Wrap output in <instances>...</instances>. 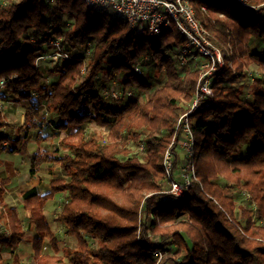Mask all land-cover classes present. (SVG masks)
Returning a JSON list of instances; mask_svg holds the SVG:
<instances>
[{
  "label": "trees",
  "instance_id": "obj_1",
  "mask_svg": "<svg viewBox=\"0 0 264 264\" xmlns=\"http://www.w3.org/2000/svg\"><path fill=\"white\" fill-rule=\"evenodd\" d=\"M247 2L250 7L235 0H190L224 65L210 77V105L189 115L196 180L185 198L173 201L162 158L200 72L194 62L184 66L177 59L185 38L175 29L158 35L156 43L145 30L137 37L108 10L87 9L82 0H0V102L14 97L27 103L22 135L6 134L0 113V146L27 154L29 133L36 118L43 119L34 93L48 125L66 134L59 142L63 153L34 152L29 172L57 165L65 177L52 180L44 193L21 192L35 233V264H264V76L248 82L246 70L251 64L264 68V0ZM58 14L72 20L64 35L53 28ZM41 34L61 38L69 56L54 68L50 84L35 65L46 51L33 44ZM148 60L156 74L145 82L133 65ZM103 70L109 83L152 93L144 102L130 98L116 108L119 100L98 87ZM246 87L250 99L242 96ZM90 122L107 129L105 143L86 136ZM39 133L37 141L45 138ZM140 139L144 162L125 147ZM6 184L0 179V242L12 251L23 231L18 212L5 204ZM57 194L66 195L57 221L76 245L63 256L43 213ZM239 198L247 206L236 212ZM10 264L22 263L13 256Z\"/></svg>",
  "mask_w": 264,
  "mask_h": 264
},
{
  "label": "built area",
  "instance_id": "obj_2",
  "mask_svg": "<svg viewBox=\"0 0 264 264\" xmlns=\"http://www.w3.org/2000/svg\"><path fill=\"white\" fill-rule=\"evenodd\" d=\"M235 1L243 7H250L247 0ZM82 2L87 9L108 10L114 18L127 23L133 31L139 27L150 36H158L175 29L185 38V44L179 50L177 59L184 66H188L191 61L194 62L200 72L195 95L188 105L189 108L178 117L173 140L162 158V169L168 185L167 194L173 201L182 200L189 194L191 182L196 180L194 139L189 124V115L210 105L207 101V97L211 95L210 77L224 65L220 50L209 41L210 34L196 20L190 0H82ZM201 10L206 11V8L201 7ZM38 42L46 51L36 58V67L38 63L45 60L49 61L52 66L68 61L69 56L61 38H49L45 35L40 36L38 40H33V44ZM142 64L141 61H137L133 65V73L139 75L142 72ZM3 85L4 81H0V89ZM125 94L130 95L126 91L105 92V96H110L115 100L124 98ZM177 143L183 151V157L179 175L175 176L177 159L174 149Z\"/></svg>",
  "mask_w": 264,
  "mask_h": 264
},
{
  "label": "rangeland",
  "instance_id": "obj_3",
  "mask_svg": "<svg viewBox=\"0 0 264 264\" xmlns=\"http://www.w3.org/2000/svg\"><path fill=\"white\" fill-rule=\"evenodd\" d=\"M14 1H20V0H14ZM59 18V22L53 23V28L54 30H59L63 35L67 32V30L71 27L72 25V20L69 19L66 15L64 14H58L56 15ZM135 35L137 37H140L142 35V29L141 28H137L135 30ZM41 36H45L42 35ZM147 38L153 40V42L156 43L158 36H150L148 33L146 35ZM40 37L37 38V40ZM54 38V37H51ZM62 40V39H61ZM64 46V45H63ZM66 49V46H64ZM46 48V47H45ZM48 50V49H47ZM202 60L204 61V58H202ZM59 65V64H58ZM52 66V64L49 61H41L40 63H38V69L41 72V74L44 76L45 78V82L47 84H50L53 80L54 77L56 76V74H54L53 70L56 67ZM105 69V67H104ZM247 72H248V82H251L252 79L254 78H259V77H263L264 76V68L259 66V64H251L247 67ZM105 71L103 70L97 80V84L98 87L100 88V91L102 90V93L104 92H109V91H117V92H123L126 91L128 93H130V95L125 94L124 98L122 99H118L119 102L114 104V107L116 108H121L123 107L130 98L132 99H136L139 100V102H144L152 93V91H146V92H141L138 91L137 88L135 86H128L126 88H123L121 85H119L117 82H108L106 79V76L104 75ZM155 71L153 70L152 65L150 64V61L148 60L147 62H145L144 64H142V72L139 74L142 78L143 81L145 82H149L154 78L155 75ZM138 75V76H139ZM120 80L125 79V76L122 75L121 77H119ZM35 101L38 100V102L40 103V115H42L43 119H40L39 117L36 118V123H37V127H35V129H33L32 131H30V149L31 152H37V151H42V150H50V151H54V150H59V154L63 153L62 149L59 145V142L65 138L66 134L64 132H56L54 130H52V128L48 125L47 123V114H46V109L45 106L43 105V101L41 100L40 95L37 94H33ZM242 96L244 98L250 99V89L248 87L244 88L243 90V94ZM108 98H110V96H107ZM12 99H15L14 97H10ZM17 99V98H16ZM183 103V107L187 109L189 108V104L186 103L185 101L182 102ZM27 105V103H25ZM26 108L22 105L21 100L17 99L15 101H11L10 99L8 101L5 102H0V113L2 114V116L5 118L6 120V127L4 129L5 133H7L9 136L14 137L16 135H22L23 134V130H24V122L26 120ZM184 113V112H183ZM41 126V127H40ZM87 129H86V136H95L99 139H102V142H106V136H107V129L104 127H99L94 125L93 123H88L87 125ZM39 135L45 136L44 139L37 141L36 138H34L35 136ZM173 140V139H172ZM171 140V142H172ZM171 145V143H170ZM169 145V146H170ZM6 146V147H5ZM2 147V145L0 146V148H3V152L5 154H10L9 150H8V145H5ZM28 144H27V154H29V149H28ZM125 147L129 150L130 154H134L135 156L138 157V159H140L142 162H144V146L143 143L140 140H138L137 142H133L132 140H128L127 142H125ZM174 148V147H173ZM250 148V143L246 144L243 148H242V152L240 153V155H244L245 152ZM175 157H176V162H175V172L177 171V173L175 174V176L179 175V170H180V166H181V160L183 157V151L179 148V144L177 143L175 145ZM25 155H20V156H25ZM54 168L57 167V165H49V164H45L43 166H41L40 170L38 173H40L42 168ZM36 173V174H38ZM34 175V178L32 177L33 175H31V177L29 178V186L32 185H36L38 184V180L39 178L37 177L38 175ZM53 175V177L58 178L60 177V171L57 172ZM58 176V177H57ZM44 179V182L47 183L48 182V178L47 177H41ZM40 178V182L39 184L44 185L45 183L42 182V179ZM163 181H165V178L163 176ZM166 182V181H165ZM39 184L37 186H39ZM28 186V185H27ZM39 188L43 190L42 186L40 185ZM168 188V185H167ZM5 192H6V197H5V204L7 205L8 208H14L18 214L19 217L21 219L22 222V231H23V240L20 242V244L18 245V247L14 250L11 251V249H8L5 245L4 242H0V264H10L12 261V257L16 256L20 259L22 264H35V261L33 259L32 256V250H31V241L33 239V237L35 236L33 227L30 226V224L27 221L28 218V212L26 210H24L23 208V204H22V198H21V189H12L10 192H8L9 190H6V188L4 187ZM65 194H61L59 196V198L55 199H51L49 201H47L43 207V213L44 216L46 217L47 222L50 225L51 230L56 234L57 238H58V246L60 249V253L58 255L63 256V252L65 249H73L75 248V240L70 237L67 232H66V228L64 227V225L60 222L57 221V215H58V211L61 207L62 202H64L65 200ZM246 199H248L246 197ZM247 202L242 200L241 198L236 200V212H238V207L239 206H247L246 205ZM239 214V213H238ZM6 225V224H5ZM6 229V226H5ZM4 229V230H5ZM7 231V230H6ZM5 231V232H6ZM8 232V231H7Z\"/></svg>",
  "mask_w": 264,
  "mask_h": 264
},
{
  "label": "crops",
  "instance_id": "obj_4",
  "mask_svg": "<svg viewBox=\"0 0 264 264\" xmlns=\"http://www.w3.org/2000/svg\"><path fill=\"white\" fill-rule=\"evenodd\" d=\"M9 99L11 101L17 100L16 98L15 99L9 98ZM9 99H7V101ZM3 102H5V101H3ZM21 102H22V105L26 108V106H27L25 104L26 102H24V101H21ZM29 141H30V139H29ZM29 141H28L29 154L25 155V156L14 155V154H5L3 152V148H2L4 145H2V147L0 148V179H4V180L6 179L7 180V184L5 185V188H6V190H9L8 192H10L14 188L21 189V191H24V190H27L30 188H36L39 190L40 193H44L46 191L48 184L52 180L65 177L58 166L54 167L52 169L49 167H46V168H42L40 173L36 174V175H38L37 177L39 178L38 184L40 182L41 177H47L48 178L47 183H45L44 179L41 178L42 182L45 184L44 185L39 184V186L40 185L42 186L44 191H42L39 188V186H37L38 184L29 186L28 182H29V178L31 177V175L29 174V172H30V158H31V155L34 153V152H31ZM4 144H6V143H4ZM58 171H60V177H58V176H57L58 178L53 177V175L55 173H56V175H59V174H57ZM32 177L34 178V175ZM60 195L61 194H57L54 198L57 199V198H59ZM64 198H65L64 200H66V196Z\"/></svg>",
  "mask_w": 264,
  "mask_h": 264
}]
</instances>
